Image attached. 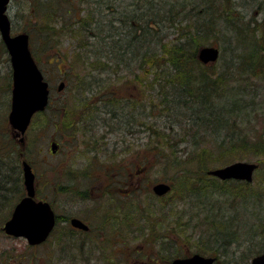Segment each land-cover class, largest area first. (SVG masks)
<instances>
[{
    "label": "rangeland",
    "instance_id": "rangeland-1",
    "mask_svg": "<svg viewBox=\"0 0 264 264\" xmlns=\"http://www.w3.org/2000/svg\"><path fill=\"white\" fill-rule=\"evenodd\" d=\"M42 1L44 6L51 3L48 12L49 17H53L54 20L61 17L60 9L57 12L54 11L53 3L55 2L53 0ZM75 1L73 2L75 3V10L77 12L82 11L81 13L79 12V15H85V8L91 9L96 4L93 3L95 0H86V2L82 0ZM178 1L181 2L184 0H99L101 6L96 9L98 17H101L103 20H106L104 16H112V7H117V16H121L122 14L124 16L127 14L136 15V20L142 22L148 16L147 14L153 15L155 13L159 16L163 15L165 9H168V6L172 2L177 3ZM186 1H188L189 7L191 3L201 4L200 0H195L194 2L190 0ZM234 1H236L234 8L237 12L235 14L238 15V19L241 18L240 20L236 19L237 22H235L237 24H241L242 21L247 20L255 24L257 23L256 21H260L263 18L264 9L261 8L262 10H260V6L258 5L260 0ZM29 3L33 18L31 22L28 21L31 16L27 11ZM37 5L38 0L10 1L8 14L12 21L13 32L16 33L23 31V28H27L30 34L31 49L33 52L36 51L37 62L52 89V105L56 107L63 103L69 105V108H71L69 111H73L74 109L72 108L75 104V91L73 87H75L76 80H78L76 73L82 70L81 65H78L73 70L70 69V62H73V60L76 64H80L74 52L76 43L69 36H64L58 40L62 42L61 45L58 43V46L54 47V45L56 46L57 38L56 40L55 38H51L49 42L47 39L45 41L41 38L34 26L35 23L44 20L41 17V10H37ZM63 6H69V1ZM41 8L39 7V9ZM42 9L46 8L43 7ZM37 11L40 12L38 13ZM213 12L216 13V23L214 25L216 26L218 37L210 39L207 44L218 46L221 54L220 59L212 64L211 67L209 66L207 74L210 81L217 78L219 74L227 76L226 81L222 84V87H225V89L222 88L225 91L224 96L216 101L218 110L222 113L225 111L229 96L233 99L240 96H243L247 100L255 99L258 107L264 102V79L250 76L249 80H245L244 78L242 81H234L235 79L230 80L229 77L234 78L238 76L240 69L238 65L242 63L243 58L247 54H251L252 46L249 44L250 40L253 47H257L254 56L255 61L262 58L261 55L264 54V51L262 52L260 49L259 36H257V32H260L257 31L255 34L253 32L254 41L249 36L242 38L243 33L240 30L237 32L231 29L229 27L231 24L226 22L224 16L219 18L217 16L218 11ZM200 14L202 15H200L198 20L201 23L205 21L208 15L205 17L204 13ZM63 19L71 22L68 20L67 15L65 17L63 16ZM232 21L234 20L232 19ZM225 22L229 25L221 27ZM245 23H242V25ZM120 25L121 23L119 21L113 24L114 27L117 26L116 28ZM98 27H104L98 30L103 34L109 31L111 23L109 21H102ZM119 29L122 31L121 27ZM114 30L117 31L115 28ZM161 31L160 35H168L169 39H174L177 35V32L169 31L164 25L161 26ZM131 37L132 35L127 39L124 36L122 40L123 45L127 44L129 48L135 50L133 43H142V39L140 38L132 42ZM1 40L0 37V42ZM126 40H128L127 43ZM138 44L136 43V45ZM57 51H60V54H57ZM86 69L88 73L93 74V78L95 79L103 80L109 78V80H114L113 77L115 76H109V73H101L98 69H91L90 67ZM191 72L192 74H200L201 69L192 68ZM260 72H264V68ZM62 80L65 81L66 87L64 90L58 91V85ZM194 82L193 88L196 89L197 81L194 80ZM85 84H88V82ZM240 85H244L245 90ZM231 87H236V92L232 91ZM109 95L94 99L95 102L90 112V115L93 112V119L91 118L90 122H78L77 120L80 114L79 117H76V122L72 125V129H68V126L61 119V123L47 125L45 127L46 129L39 128L36 130L38 134L35 133L36 135L31 138L33 141V143L31 141L33 149L31 148L30 151L28 150L29 152L24 153L22 158L28 159L33 164L36 172L37 188L41 191V195L44 198L54 202V208L58 214H63L68 210L78 212L88 202H76L75 200L65 198L67 194L61 192L64 189L59 185L67 181L72 182V179H69L67 175L70 174L72 176L71 178L74 176L77 181L79 180V182L85 185H100L103 179L126 181V177L130 174V172L128 173L126 171L127 169H139L138 166L142 167L145 165L148 170L147 173L145 172L147 177L143 181V188L140 191H130L134 187L136 180L134 178L133 182L129 181L130 184L119 185L117 192L112 193V196H114L113 200H115L114 202L117 206L116 214L118 218L116 224L121 229L116 234H112L111 241L115 239V243L110 246L106 237H103L105 241H103L102 237H98L97 242L89 243L85 248L86 255L92 254L95 258L82 259L85 256L81 253L82 250L81 252L74 250L66 253L63 247V235L59 228L49 240L37 246H30L24 237L9 236L3 233V231H0V253L4 250L10 251L9 255L16 252V260L13 258L9 259L11 264H131L133 263V258L138 254L142 255L146 251L155 250V244H168L170 245V252L178 255L191 254L197 251L204 255H209L212 253V248L206 241L208 232H205V230L213 231L215 229L212 228V225L207 226L203 218L205 213H208L206 209L210 208L213 204V208L217 211L220 202L221 207L223 206L220 212L224 218L234 215V221L236 223L240 222V225L241 223L252 224L254 222L253 218L250 220L249 209H247L253 203L249 205L248 201H244L243 198L239 199L238 203L234 202L236 204H233L226 197L222 198L219 192L210 195V191H206L208 188L210 190L212 189L209 185L207 188L198 190L195 193L197 197L191 195L189 198L186 194L190 190L185 189L183 191L178 188V185L179 178L183 173L182 170L194 172L200 178L198 182L203 184V180L214 178V176L208 174L202 176L207 170L221 167L238 160L255 162V153H246L247 155L243 157H241L242 154L240 151H238L240 154L225 153L221 158L217 157V160L211 163L208 158L204 157L203 163L209 164L207 165V169L201 171L200 163L198 162L199 151L206 145L210 147L212 142L208 139V132L204 129L206 125L200 127L201 124L199 123V126L195 122L196 113L199 112V110L194 109L195 104H184L176 98L174 102L169 103L170 108L167 111L163 109L161 111V108L157 104L151 108L147 100L148 98H145L146 93L142 92L141 85L136 84V82L123 85L122 88L118 87L113 94ZM147 95L149 94L147 93ZM150 95H154L155 103H158L155 90ZM11 96V62L6 48L0 44L1 144L4 141L1 136L2 130L6 133L7 138L8 136L12 137L11 127L8 122ZM116 96L122 101L126 100V104L123 102V106L120 104L122 103L121 101H114L107 106L103 102V99ZM261 106L263 107L264 103ZM110 110L112 111L109 112ZM151 110H154L156 114L152 115ZM129 111H133V114H129ZM113 112L116 114H113ZM263 114L264 108L252 113L253 117H258L256 121L252 119V122L256 123V125H259L260 122L262 123V120H259V118ZM246 119L248 118L246 117L242 120L247 121ZM143 121L146 123L143 124ZM244 124L247 123L245 122ZM150 125L160 132L169 134L172 146L168 149H170V152H174L175 150L176 153L174 155L176 156L177 154L178 159L187 160V164H174L171 157H168V160L158 157V150L153 147L155 142H151V140L156 141L159 136L156 134L151 135L147 129ZM251 130H254V128H251ZM184 136L186 137V141L179 142ZM16 140V143L20 142L18 139ZM29 141L26 135V142L28 143ZM53 141L60 144L59 151L55 154L50 149L51 142ZM208 142L210 143L208 144ZM160 147H163V145L160 144ZM212 150L216 153H221L214 149ZM185 178L187 180L188 177L186 176ZM162 180L169 181L174 189L165 198H158L153 195L152 185ZM218 180L226 181L222 179ZM256 180L257 178L255 177L254 181L251 182L252 186L256 185L257 187L258 183ZM119 187L130 191L131 195L130 193L127 195L119 194ZM2 193L8 195L10 191L4 192L0 190V195ZM198 198L204 203L199 204L197 202ZM5 200L1 201L3 205L0 207V217L7 219L11 215L18 199H16V196L10 195ZM124 218L125 223H123ZM198 219L199 222L197 224ZM155 220L158 221L160 226L155 228L151 234H148L150 232L149 225ZM162 220H164L163 224ZM139 227L140 230H137ZM243 230L246 229L243 228ZM60 240L61 246L63 247L62 250L59 248L60 244L57 245ZM237 244L238 246L234 244L228 249L229 251L226 250V253L221 254L220 257L218 256L216 264H250L251 258L254 255L250 256L246 252L248 251L249 243L243 242ZM149 245L150 249L148 248ZM218 248L220 249V247ZM6 257L5 255V259ZM90 260L92 263H89Z\"/></svg>",
    "mask_w": 264,
    "mask_h": 264
},
{
    "label": "trees",
    "instance_id": "trees-1",
    "mask_svg": "<svg viewBox=\"0 0 264 264\" xmlns=\"http://www.w3.org/2000/svg\"><path fill=\"white\" fill-rule=\"evenodd\" d=\"M53 1L55 2L53 3L54 11L57 12L60 9L62 18L54 20L53 17H49L48 12L51 3L44 6L42 4L43 1L38 0L37 10H41V17L44 20H40L34 26L39 36L45 41L47 39L49 42L51 38H55V40L57 38L56 46L54 45V47H57L58 43L61 45L62 42L58 40L64 36H69L76 43L74 52L80 64H76L73 60V62H70V69L73 70L78 65H81L82 70L76 73L78 80H76L75 87H73L75 91V104L72 109L74 110L69 111L71 109L69 105L63 103L55 107L52 105L51 99L46 110L38 112L34 116L27 132V138L28 141L30 138V141L26 142L24 147L20 143H16L17 140L13 136H8L7 138L6 133L3 130L1 131L4 141L2 144L0 143V190L4 192L10 191V193L8 195L3 193L0 195V207L3 205L1 201L8 198V196H16V199H20L24 195L21 154L29 152L32 148L31 138L38 134L36 130L39 128L46 129L47 125L61 123V119L68 126V129H72V125L76 122V117H79L80 114L78 122L85 121L90 116V118H93V112L91 115L90 112L95 102L94 99L110 96L109 94H113L118 87L122 88L123 85L136 82V84L141 85L142 92L146 93L145 98H148L147 100L151 108L157 104L161 108V111L162 109L167 111L170 108L169 103L174 102L176 98L184 104H195L194 109L199 110L196 113L195 122L198 125L200 123V127L206 125L204 129L208 132V139L212 142L210 147L206 145L199 151L198 162L200 163L201 171L207 169V165L209 164L203 163L204 157L208 158L211 163L216 161L217 157L221 158L225 153L240 154L238 152L240 151L241 157L247 155L246 153H255V162L258 163V168L255 172L256 182L258 183L257 187L256 185L252 186L247 181L235 179L219 181L216 177L205 179L203 180L204 183L201 184L198 182L200 178L194 172L182 170L183 173L179 178L178 188L183 191L189 189L190 192H187L186 196L190 198L198 190L207 188L209 185L212 189L208 188L206 191L209 190L210 195L219 192L222 198L226 197L233 204H236L234 202L238 203L239 199L242 198L244 201L247 200L249 205L253 203V205H250L252 207H247L249 209L250 220L252 218L254 220L253 223L251 222L252 224L241 223L240 225V222L236 223L234 221V215L224 218L220 212L223 209L221 202L219 204L220 210H218L219 208L217 209L218 213L213 208V204L210 208L206 209L208 213H205L204 218H202L207 226L212 225V228L215 229L213 231L205 230V232H208L206 241L212 248L211 254L220 257L221 254L226 253V250L229 251L228 249L234 244L238 246L237 243L241 244L243 242L249 243L248 251L246 252L250 256L264 252V114L259 118V120H262V123L260 122L259 125H256V123L252 122L258 119V117H253L252 113L262 110L264 106L262 107L261 105L264 102L257 107L255 99L247 100L243 96L233 99L229 96L225 111L223 113L219 112L216 101L224 96L225 91L222 88L225 89V87H222V84L226 81L227 76L219 74L217 78L210 81L207 71L212 64H205L198 58L199 48L206 45L210 39L218 37L216 26L214 25L216 23V13L213 11H218L217 16L219 18L224 16L226 22L231 24L229 26L231 29L237 32L240 30L243 33L242 38L249 36L254 41L253 35L259 31L260 33L257 32V36H259L262 52L264 51V16L260 21H256L257 23L255 24L247 20L242 21V23L246 22L242 25V23H236L238 15L235 14L237 12L234 8V5H236V1L234 0H200L201 4L191 3L190 7L187 3L188 1L184 0L177 3L172 2L161 16L155 13L153 15L147 14L148 16L142 22L136 20V15L127 14L124 16L122 14V17L117 16V7H112L113 14L111 17L103 15L106 18V20H103L97 14V7L101 6L99 0L93 1L96 4L91 9L85 8V15H79V12L81 13L82 11L77 12L75 10V3H73L76 2L75 0ZM68 1L69 6L64 7L63 5ZM82 1L86 2V0ZM190 1L194 2L195 0ZM258 5L260 6V10H262L261 8L264 9V0H260ZM39 7H45L46 9H39ZM27 11L31 15L30 3ZM37 12L39 13L40 11ZM200 13H204L205 17L208 15L205 21L201 23L198 20L200 15H202ZM65 15H67L68 20L71 22L63 19ZM32 19L31 15L28 21L31 22ZM102 21H109L111 23L109 31L103 34L98 31L104 28L98 27ZM118 21L121 25L116 28L117 26L114 27L113 24ZM226 22L221 27L228 26L229 24ZM162 25L169 31L171 30V32H177L174 39H169L168 35H160ZM120 27L122 31L119 29ZM22 30L29 32L27 28H23ZM130 35H132V42L140 38L142 39V43H133L135 50L129 48L127 44L123 45L122 40L124 36L128 39ZM136 43L139 44L136 45ZM0 44L5 47L2 40ZM249 44L252 46L251 54H247L243 58L242 63L238 65L240 68L238 76L234 78L229 77L230 80L242 81L244 78L245 80H249L250 76L264 79V72H260L264 68V54L261 55V59L255 61L254 56L257 47H253L251 40ZM56 53L60 54V51ZM34 54L37 59L36 51ZM87 67L98 69L101 73H109V76H115L113 77L114 80H109V78L103 80L95 79L93 78V74L88 73ZM192 68L201 69L200 74H192ZM194 80L197 81L196 89L193 88ZM86 82L88 84H85ZM240 86H243L245 90L244 85ZM235 89L236 87H231V90L234 92H236ZM154 90L158 103H155L154 95H150ZM237 91L239 92V90ZM114 101H121V105H123V102L124 104L127 102L126 100L122 101L118 99L117 96L103 99V102L107 106ZM150 112L152 115L156 114L154 110ZM131 113L133 114V111H129V114ZM113 114L116 113L113 112ZM246 117L248 118L246 119L247 121H243L242 119ZM245 122L247 124H244ZM145 123L143 121V124ZM251 128H254V130H251ZM147 129L151 135L156 134L159 136L156 141L152 139L151 142H155L153 147L158 150V157L160 159L168 160V157H171L174 164H187V160L178 159L177 154L176 156L174 155L176 153L175 150L174 152H170V149H168L172 146L168 133L160 132L152 127V125L148 126ZM184 141H186L185 136L179 140V142ZM160 144L163 147H160ZM212 149L221 153H216ZM206 174L207 172H204L202 176ZM186 176L188 177V181L185 178ZM197 202L199 204L204 203L199 198ZM220 216L221 218H219ZM5 219L0 217V226L3 225ZM198 222L199 219L197 220V224ZM163 223L164 220H162ZM159 226L160 224L155 220L149 225V230L152 231ZM243 228L246 230H243ZM172 230L174 229L172 228ZM58 244H60L59 248L62 250L61 240L58 241ZM9 252L4 250L0 253V264L10 263L9 259L11 258L16 260V252L12 255H9ZM5 255L8 260L5 259Z\"/></svg>",
    "mask_w": 264,
    "mask_h": 264
},
{
    "label": "water",
    "instance_id": "water-1",
    "mask_svg": "<svg viewBox=\"0 0 264 264\" xmlns=\"http://www.w3.org/2000/svg\"><path fill=\"white\" fill-rule=\"evenodd\" d=\"M9 2L10 0H0V35L13 68L12 102L8 119L14 136L19 137L23 144L33 116L48 105L50 87L32 53L30 35L27 32L16 34L12 32L11 19L7 13ZM219 56L220 50L214 45L202 46L198 51V58L203 63L215 62ZM64 86L65 83L62 81L58 89L62 90ZM58 147L56 141L51 143L52 152H56ZM257 167L258 164L255 162L238 160L209 169L208 173L221 179L235 178L251 182ZM22 168L26 195L16 203L3 230L9 235L24 237L29 244L36 245L50 235L56 223V214L49 201L36 197V175L32 164L23 159ZM170 188L167 182H159L153 187L159 195L165 194ZM73 221L75 224L86 226L79 219ZM215 259L196 253L191 257L175 259L169 264H212ZM251 264H264V253L255 256Z\"/></svg>",
    "mask_w": 264,
    "mask_h": 264
},
{
    "label": "flooded vegetation",
    "instance_id": "flooded-vegetation-1",
    "mask_svg": "<svg viewBox=\"0 0 264 264\" xmlns=\"http://www.w3.org/2000/svg\"><path fill=\"white\" fill-rule=\"evenodd\" d=\"M90 119L91 118H88L87 120H85V122H90ZM59 148L57 152L59 151ZM138 167L139 169L133 168L130 170H126L128 171V173L130 172V174H128V176L126 177V181H110L103 179L100 182V185H85L84 183L79 182V180L77 181L74 176L73 178H71L72 176H70V174L67 175L69 179H72V182L67 181L65 183H61L62 185H59L64 189V191L61 192L67 194L65 198L69 200H75L76 202H88L78 212L68 210L63 214H58L54 208V202L50 201L56 214V227L53 233H55L58 228L61 230L63 235V247L66 253L72 252L74 250H79L81 252L82 250L81 253L85 255L82 259H91L95 257L92 254L86 255L85 253V248L89 245V243L92 244L93 242H97L96 240H98V237H102L103 241H105V238L103 237H106L110 246L115 243V239L111 241L112 234H116L121 229L116 224L118 218V215L116 214L117 206L114 202L115 200H113L114 196H112V193L115 191L117 192V188L119 185L122 186L130 184L129 181L133 182L134 178H136L134 187L131 188L130 191H140L143 188V181L147 177V175H145V172L147 173L148 170L145 165H143L142 167ZM157 182H155L154 184H156ZM154 184L152 185V191ZM130 191H127L123 187H119V194L127 195L130 193L131 195ZM153 195L158 198L167 196H159L154 192ZM36 196L39 199L48 200L41 195V191L37 188V181ZM74 219H79L82 224H85L86 226L75 224L73 221ZM123 223H125V218L123 219ZM137 230H140V227ZM154 230L155 229H153L152 231L150 230L148 234H151ZM0 231H3V225L0 226ZM148 248L150 249V245L148 246ZM154 248L155 250L146 251L142 255L138 254L133 258V263L131 264H169L175 259L187 258L196 253H200L203 256H215L213 254L204 255L203 253L198 251L195 253L184 255L174 254L170 252V245L168 244H155ZM216 257L217 259L214 264H216V262L218 261V256ZM89 263H92L91 260L89 261Z\"/></svg>",
    "mask_w": 264,
    "mask_h": 264
}]
</instances>
